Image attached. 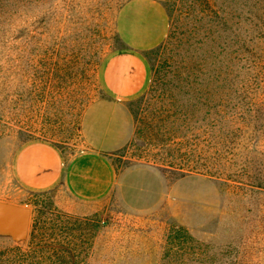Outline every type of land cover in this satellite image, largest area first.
<instances>
[{"label":"rangeland","instance_id":"1","mask_svg":"<svg viewBox=\"0 0 264 264\" xmlns=\"http://www.w3.org/2000/svg\"><path fill=\"white\" fill-rule=\"evenodd\" d=\"M131 1H35L30 14H48L42 50L16 42L0 55V252L13 246L55 250L74 255L79 264H264L263 187L252 190L203 172L176 177L153 162L170 151L180 156L177 163L193 165L198 132L204 144L211 139L207 108L193 105L205 98L188 94L189 84L203 88L224 76L221 12L212 16L204 0H165L162 40L133 49L119 29ZM126 49L142 55L149 76L144 89L126 100L132 141L107 154L114 187L82 199L63 181L30 186L18 167L28 143L54 144L66 162L90 150L84 113L94 101L111 97L103 66ZM40 62L48 72L43 78ZM259 100L264 103V92ZM257 127L256 154L263 163L261 114ZM181 236L188 241L180 243Z\"/></svg>","mask_w":264,"mask_h":264},{"label":"trees","instance_id":"2","mask_svg":"<svg viewBox=\"0 0 264 264\" xmlns=\"http://www.w3.org/2000/svg\"><path fill=\"white\" fill-rule=\"evenodd\" d=\"M35 1L39 2L0 0V55L6 47L11 49L16 42L34 47L35 51L42 50L40 41L43 44L46 41L48 14L41 15V19L35 13L32 16L30 11ZM204 1L212 16L218 17L221 12L227 50L224 76L203 88L198 85H193L192 88L189 84L188 95H192L193 91L196 93L193 99L198 93L205 98L193 105L197 106V110L203 106L207 108V113L210 114L207 125L212 136L204 144L200 133L196 135L193 165L177 163L180 156H175L170 151L153 162L164 172L176 174V177L189 172H203L222 179L225 183H239L252 190L264 188V162L260 163L256 154L260 114L264 119V109H261L264 108V103L261 104L259 100L261 92H264V0H224L218 9V0ZM44 58L45 56L41 60ZM40 64L37 73L43 78L48 72L45 64ZM197 128L199 130L201 126ZM167 145L164 144L165 150L169 149ZM182 238L183 236L180 243L188 241ZM53 251L39 253L33 248L23 251L20 247L13 246L0 252V264L80 262L74 255Z\"/></svg>","mask_w":264,"mask_h":264},{"label":"crops","instance_id":"3","mask_svg":"<svg viewBox=\"0 0 264 264\" xmlns=\"http://www.w3.org/2000/svg\"><path fill=\"white\" fill-rule=\"evenodd\" d=\"M132 0L120 14V33L133 49L157 45L166 31L162 2ZM126 49L110 55L103 66V82L110 98L94 101L83 117V135L90 150L66 162L57 146L31 142L19 153L18 167L25 181L36 188H48L61 181L82 199L108 193L115 183V170L107 154L126 147L134 136V120L126 100L146 86L149 69L142 55Z\"/></svg>","mask_w":264,"mask_h":264}]
</instances>
